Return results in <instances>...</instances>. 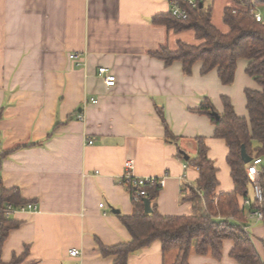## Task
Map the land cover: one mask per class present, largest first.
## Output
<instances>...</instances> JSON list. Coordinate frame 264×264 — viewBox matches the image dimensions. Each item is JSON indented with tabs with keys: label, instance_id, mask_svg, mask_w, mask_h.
Instances as JSON below:
<instances>
[{
	"label": "crops",
	"instance_id": "crops-1",
	"mask_svg": "<svg viewBox=\"0 0 264 264\" xmlns=\"http://www.w3.org/2000/svg\"><path fill=\"white\" fill-rule=\"evenodd\" d=\"M168 11V0H0V150L10 152L0 183L35 205L10 217L18 227L3 244V263L27 248L34 264H115L101 256L98 243L130 240L118 217L136 212L119 184L128 161L133 177L162 179L153 203L160 216L192 215L182 187H193L199 174L179 151L194 158L196 138L205 140L216 168V192L233 191L228 149L196 110L206 98L221 114L226 98L247 118L245 91L259 87L246 75L245 59L237 60L234 80L224 86L216 71L202 75L199 62L184 75L179 62L166 66L150 56L160 47L176 50L184 34L192 40L182 43L198 44L191 31L174 34L152 23ZM211 19L228 31L213 23V12ZM70 53L80 62H71ZM101 67L115 76L114 87L98 77ZM162 120L177 143L166 140ZM246 227L264 259V224L250 220ZM232 247L226 240L220 260L191 254L188 263L236 264ZM72 250L79 255L71 257ZM176 256L154 242L127 264H174Z\"/></svg>",
	"mask_w": 264,
	"mask_h": 264
},
{
	"label": "trees",
	"instance_id": "trees-1",
	"mask_svg": "<svg viewBox=\"0 0 264 264\" xmlns=\"http://www.w3.org/2000/svg\"><path fill=\"white\" fill-rule=\"evenodd\" d=\"M252 0H230L232 5L226 6L222 13V23L228 31L223 33L212 24V8L188 9L186 19H176L169 12L152 19L154 25L164 26L174 34L191 31L197 45L177 43V48L171 51L160 47L150 53L153 58L164 62L166 66L174 62L182 65L184 75H190L192 67L199 62L202 65L201 74L216 71L218 79L224 86L231 85L234 80L236 62L239 59L248 61L245 73L258 85V91H245L247 118L238 117L226 98L222 99L223 112L217 113L219 119L212 116L216 113L209 99L204 98L197 113L209 118L214 126V138L223 140L228 154L226 163L234 189L228 193H217L218 181L216 168L208 158V149L203 138H196V156L186 160L188 166L197 168L198 179L193 187H182V202L191 203L193 213L190 216L162 217L153 204L161 188L150 185L144 189L151 205V213L143 211V200L133 203L136 212L132 216H118L120 222L130 235L127 243L106 247L98 243L102 257L115 258V264H127L133 253L159 242L165 254L176 251L174 264H189L191 254L197 256L210 255L220 260L223 242L233 243L229 257L236 264H264L253 244L250 234L244 230L247 224L244 200L250 201L248 210L257 209L258 203L249 198L252 183L246 174L247 165L240 157L244 146L249 157L263 158L259 167L260 189L262 193L264 224V18L257 22L251 16L249 8ZM257 5H264V0H253ZM1 119V112H0ZM165 138L177 143L165 122ZM9 151L0 150V165ZM179 157L183 158L179 151ZM133 192L131 186L127 187ZM241 201V204H240ZM6 204L21 206L27 204L17 188L6 189L0 183V258L3 244L11 230L18 223L4 217L3 208ZM264 247V240L262 241ZM28 249L21 256H13L9 263L0 264H34L28 261Z\"/></svg>",
	"mask_w": 264,
	"mask_h": 264
},
{
	"label": "built area",
	"instance_id": "built-area-1",
	"mask_svg": "<svg viewBox=\"0 0 264 264\" xmlns=\"http://www.w3.org/2000/svg\"><path fill=\"white\" fill-rule=\"evenodd\" d=\"M169 5V13L176 19H186L188 15V9H204L206 8L205 0H168ZM249 12L252 17L255 18L257 22L262 21V16L257 9V4L252 0L251 7L249 8ZM68 59L73 63L80 62V55L78 53H70L68 55ZM97 75L104 81V85L107 88L114 87L116 83V78L113 74H111L106 68H98ZM96 103V101H94ZM82 120V117H78ZM88 144H92L91 141ZM263 163V158L257 157L252 158V161L247 164L246 174L252 183V191L254 194V199L258 203L257 209L248 210L246 214L247 221H255V222H262L263 214L261 211L262 207V193L260 189V175H259V167ZM131 162H127L125 164L126 173L120 179L119 184L124 187L131 186L133 188V192L130 193L131 201L134 203H138L139 201L143 200L147 192L144 189L146 186L150 185H157L160 188L163 185L162 179H155V178H136L130 174L131 170ZM243 205L248 207L251 205L249 200H244ZM101 208L103 204L99 205ZM16 211H35V205L31 203H27L21 206H13L11 204H6L3 208L4 217L6 219H10L12 214ZM244 230L247 231V227H244ZM71 257H77L79 255L78 251L72 250L69 252Z\"/></svg>",
	"mask_w": 264,
	"mask_h": 264
},
{
	"label": "rangeland",
	"instance_id": "rangeland-1",
	"mask_svg": "<svg viewBox=\"0 0 264 264\" xmlns=\"http://www.w3.org/2000/svg\"><path fill=\"white\" fill-rule=\"evenodd\" d=\"M232 5V3H230V0H207L206 3V7H211L212 8V12H213V23L220 29V30H224V27L222 26V21H221V15H222V10L225 6H229ZM257 9L260 12L261 16L264 18V5H257ZM189 35L191 34H184L182 36H180L181 41L188 43L189 40L192 38H188ZM190 44V43H189ZM248 223V221H247Z\"/></svg>",
	"mask_w": 264,
	"mask_h": 264
},
{
	"label": "water",
	"instance_id": "water-1",
	"mask_svg": "<svg viewBox=\"0 0 264 264\" xmlns=\"http://www.w3.org/2000/svg\"><path fill=\"white\" fill-rule=\"evenodd\" d=\"M212 116L215 117L216 119H219V116L217 113H212ZM184 160H188V157L182 153ZM240 157L241 160L244 164H248L252 161V157H249L245 151L244 146L241 147V152H240ZM143 211L145 214H150L151 213V205L150 201L148 199H143ZM113 213H118L117 211H113Z\"/></svg>",
	"mask_w": 264,
	"mask_h": 264
}]
</instances>
